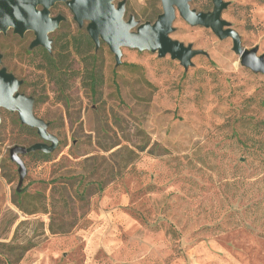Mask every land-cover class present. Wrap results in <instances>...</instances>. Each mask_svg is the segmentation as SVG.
Returning a JSON list of instances; mask_svg holds the SVG:
<instances>
[{"label": "rangeland", "instance_id": "rangeland-1", "mask_svg": "<svg viewBox=\"0 0 264 264\" xmlns=\"http://www.w3.org/2000/svg\"><path fill=\"white\" fill-rule=\"evenodd\" d=\"M223 1L221 17L242 47L264 56V0ZM124 7V19L138 23L161 12L159 0ZM190 7L210 10L212 1ZM51 13L65 16L49 33L60 80L39 50H27L31 31L0 33V66L22 81L19 91L34 97L33 113L57 137L48 159L21 156L17 190L8 149L42 140L0 109V264H264V74L240 64L230 37L176 10L170 37L204 53L185 69L169 54L121 47L116 65L100 41L92 95L83 54L56 41L75 34L76 22L64 3ZM18 193L34 212L18 207Z\"/></svg>", "mask_w": 264, "mask_h": 264}, {"label": "water", "instance_id": "water-1", "mask_svg": "<svg viewBox=\"0 0 264 264\" xmlns=\"http://www.w3.org/2000/svg\"><path fill=\"white\" fill-rule=\"evenodd\" d=\"M161 12L153 22L138 23L132 16L124 19V0H0V33L8 29L19 37L32 31L34 38L29 48L41 46L50 52L49 33L58 28L64 16L50 15V8L59 2L66 4L73 20L85 30L97 48L100 41L107 44L115 64L120 63L121 47L156 52L158 56L169 54L186 69L190 59L204 53L191 45H184L170 37L175 11L190 25L208 27L220 39L230 37L232 50L239 56L241 65L264 74V56L257 54V46L242 47L238 33L221 17L226 6L223 0H211L212 9L196 11L190 7L191 0H159ZM1 64V54H0ZM22 81L0 67V109L16 112L21 124L36 129L42 141L29 146L13 145L8 149L10 159L18 166L19 190L25 174L22 155L36 150L50 153L57 144V137L47 129V123L33 113L34 98L19 91ZM49 142V144L47 143Z\"/></svg>", "mask_w": 264, "mask_h": 264}, {"label": "trees", "instance_id": "trees-1", "mask_svg": "<svg viewBox=\"0 0 264 264\" xmlns=\"http://www.w3.org/2000/svg\"><path fill=\"white\" fill-rule=\"evenodd\" d=\"M192 1H194V0H191L190 2H192ZM211 9H212V7H211ZM210 10H205V11L199 10V11L207 12V11H210ZM64 20H65V16H64ZM26 34H24V35H26ZM67 37H69V39ZM64 38H67V39L64 40ZM58 40H59V43H60L59 44L60 49H64L66 52H69L68 48L71 46L73 48L74 52L79 53V54H83V56H82L83 60L85 59V62L88 65V67L85 68V71H84V75L86 77L85 83H86L87 88L89 89L90 93L92 95H95L97 93L98 85L101 82V74L98 72V68H97V65H96V63H97V53H96L97 48H95V44L93 43V41L91 40V38L87 34L86 30L85 31L81 30L80 27L76 24V33L75 34L69 35L68 33H64L62 35H59V37L56 39V41H58ZM29 44H28V47H27L28 49L27 50L28 51L39 50L40 53H41V56H42V60H44V63L46 64L47 69L49 70V72L57 80H60L61 79V75H62L61 67H62V61L63 60L61 61V59H59L57 57L56 53L53 52L52 45H51V50L49 52L48 50H46L45 48H43L41 46H36V47H33V48H29ZM51 44H52V40H51ZM89 47L94 48L95 51H93L92 53H89V52L85 53V50H87L86 48H89ZM82 51H84V52H82ZM58 55H60V53H58ZM18 125L21 128H23V129L27 130L28 132L32 133L33 135H37L35 128H31V127H29L27 125L21 124L20 121H18ZM32 154L36 155L41 160H46V159H48L50 157V153H45V152H43L41 150L33 151ZM88 159L89 158H85V161L88 160ZM233 167H234V169H239L240 166L234 164ZM72 179H74V178H72ZM231 182H232V185L237 188V185L239 183H241L242 181H241V179L239 177H236V176L234 177L233 176ZM62 184H63V186H61V185H59V186L62 188V191H63V194H64V192L67 191V189H68L67 187L68 186H66L67 182H63ZM22 195H23L22 193H18L17 194V196H22ZM23 198H24V196H22L20 198L21 200L19 199V201L17 202L18 203V207L21 210H23L24 212H26V213L34 212L35 209L32 208L30 210H27L24 207L23 201H22ZM61 227H62V225H61Z\"/></svg>", "mask_w": 264, "mask_h": 264}, {"label": "flooded vegetation", "instance_id": "flooded-vegetation-1", "mask_svg": "<svg viewBox=\"0 0 264 264\" xmlns=\"http://www.w3.org/2000/svg\"><path fill=\"white\" fill-rule=\"evenodd\" d=\"M59 3H63V2H59ZM55 4H57V3H55ZM55 4H54V5H55ZM64 4H65V3H64ZM54 5H53L51 8H53ZM65 6H66V4H65ZM51 8H50V15H51V16H56V15H58V14H61V13H54V14L51 13ZM61 15H62V14H61ZM63 20H64V19H63ZM63 20H62V21H63ZM62 21H61V22H62ZM61 22H60V23H61ZM31 32H32V31H31ZM25 33H26V32H25ZM25 33H24V34H25ZM32 34H33V32H32ZM33 36H34V34H33ZM33 38H34V37H33ZM0 67H1V66H0Z\"/></svg>", "mask_w": 264, "mask_h": 264}]
</instances>
